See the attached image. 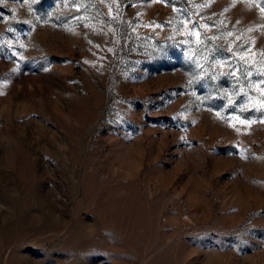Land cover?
<instances>
[{"label":"rangeland","instance_id":"1","mask_svg":"<svg viewBox=\"0 0 264 264\" xmlns=\"http://www.w3.org/2000/svg\"><path fill=\"white\" fill-rule=\"evenodd\" d=\"M0 264H264V0H0Z\"/></svg>","mask_w":264,"mask_h":264}]
</instances>
